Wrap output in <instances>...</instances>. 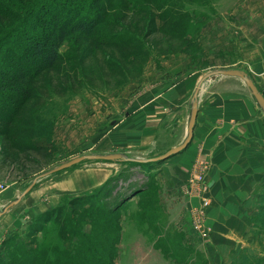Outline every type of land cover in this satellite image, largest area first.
<instances>
[{"label": "rangeland", "instance_id": "obj_1", "mask_svg": "<svg viewBox=\"0 0 264 264\" xmlns=\"http://www.w3.org/2000/svg\"><path fill=\"white\" fill-rule=\"evenodd\" d=\"M108 1V22L100 34L103 37L72 32L62 42L61 55L52 65L14 83L7 78L9 90L18 86L16 90L22 88L26 95L1 97L0 105L9 103L5 97L11 96L12 101L0 109V210L35 177L36 182L20 200L72 166L101 161L86 159L40 177L71 158L99 153L106 135L118 128L111 120H122L138 107L145 113L147 106L160 107L158 102L161 111L167 110L163 97L169 88L179 89L180 82L187 86L186 116L194 90L206 73L232 68L246 71L250 78L260 73L252 54L258 49L264 52V0ZM15 20L0 14V37ZM6 44L0 48L2 56L8 52ZM233 83L237 87L238 79ZM169 129L167 136L145 146L148 152L142 159L160 155L166 147L182 142L178 129ZM103 161L120 163L116 179L108 178L81 195L64 194L54 207L31 217L20 210L23 201L0 215V264H13L21 250L39 247L40 253L45 252L49 244L51 264H70L60 257L67 252L81 253L87 246L82 248V236L111 264L115 243L126 236L130 238L126 243H134L131 240L135 237L155 241L166 258L178 264H232L241 253L264 258V166L256 164L260 155L249 166L251 180L226 172L215 174L216 179L210 181L207 161L192 166L182 184L185 194L180 197L188 208L183 232L170 225V213L162 210V182L156 168L164 160L154 165ZM105 183V189L101 188ZM120 189L129 191L127 199L111 205V196ZM237 216L244 227L234 224ZM68 221L79 226V234L66 229ZM195 226H200L203 235ZM187 235L192 243L184 241ZM211 236L225 242V260L216 261V250L210 251L209 257L203 251ZM170 239L179 242L187 254L175 253Z\"/></svg>", "mask_w": 264, "mask_h": 264}, {"label": "crops", "instance_id": "obj_2", "mask_svg": "<svg viewBox=\"0 0 264 264\" xmlns=\"http://www.w3.org/2000/svg\"><path fill=\"white\" fill-rule=\"evenodd\" d=\"M252 55L256 60V71L260 73L256 78L252 76L251 78L264 95V65L262 63L264 52L258 49ZM237 79V87L232 86ZM219 82L222 85L218 84ZM186 87L183 82H180L179 89L169 88L163 97L164 106L168 105L167 110L161 111L162 104L158 102L161 112L158 108L147 106L144 113L141 110L143 108L138 107L136 112L130 115L127 112L122 120H111L110 123L118 125L120 130L117 131V128L115 132L108 133L101 142L98 152H120L130 158L142 159L148 152L145 146L156 142L164 134L167 136L172 126L178 129L180 140L184 139L189 115L185 116L186 111L183 110L187 97ZM197 98V115L190 142L183 153L164 159L160 167L156 168L159 180L162 182V189L159 190L163 203L162 210L170 213L168 214L169 223L179 232H183L188 223L187 204L180 197L185 194L182 184L187 179L192 166L198 165L197 163L202 160L207 161L210 168L208 170L210 181L216 179L215 174H226V172L237 173L238 179L251 180V175H248L251 170L249 166L255 164L257 155H260V162L257 161L256 164L264 166V112L243 80L236 76L211 77L201 84ZM180 142L166 148H171ZM245 166L248 167L245 168ZM120 168V163L116 161L103 160L72 166L57 174L50 183L34 188L24 200L19 201L24 203L20 206V210H24L28 217L34 216L54 207L64 194L76 196L90 192L108 178L115 176ZM50 193L54 194L50 195ZM174 197L179 199L174 200ZM175 204L176 206L173 207ZM234 219L237 228L244 227L245 223L240 216ZM183 239H186L185 242L192 243L188 235ZM126 240L130 238L126 236L115 243L112 259L114 264H178L173 262V259L166 258L162 250L156 246L155 241H150L146 237H135L131 240L134 243L130 241L126 243ZM128 245L131 246L128 247ZM203 248L208 257L210 251L216 250L219 255L216 261L219 262L225 260L224 256L228 254V251H225V242H220L213 236L209 237L207 246Z\"/></svg>", "mask_w": 264, "mask_h": 264}, {"label": "trees", "instance_id": "obj_3", "mask_svg": "<svg viewBox=\"0 0 264 264\" xmlns=\"http://www.w3.org/2000/svg\"><path fill=\"white\" fill-rule=\"evenodd\" d=\"M106 1V3H105ZM0 0V14L15 17L14 24L0 37V48L3 44L9 45L7 53L0 55V90L2 91L1 99L10 94L12 97L18 95L24 97L26 91L18 86L14 90L7 88L6 80L13 82L24 75L32 76L42 68L52 65L60 57V46L65 38L72 32L80 31L97 37L102 34L106 25L109 1L108 0ZM8 41V42H7ZM10 84V82H9ZM6 98L11 103L12 97ZM2 97V98H1ZM7 103V104H9ZM7 104L0 105V109H5ZM133 164H151L158 162L128 160ZM119 175V174H118ZM118 175L110 177L113 180ZM107 183L101 188L105 189ZM102 189V190H103ZM135 189V188H134ZM139 189V188H136ZM111 196L116 205L121 200L127 199L129 191L120 189ZM49 212V211H48ZM66 222V229L79 234L77 224ZM68 227H67V225ZM55 233V232H54ZM81 253L67 252L60 259L70 262V264H111L108 257H102L103 252L99 253L94 250L93 243L85 236H82ZM92 240V238H90ZM94 240V239H93ZM171 240L172 250L177 254H187L185 249L177 241ZM77 248V247H76ZM39 247L34 250L18 251L17 257L14 258L13 264H49L52 252V245L49 244L47 251L40 253ZM114 250V248H113ZM162 250V249H161ZM171 250V249H170ZM177 251V252H176ZM163 252V251H162ZM71 255H70V254ZM164 255L166 254L163 252ZM35 254V255H32ZM114 254V252H113ZM233 258V257H232ZM236 260L232 264H264V258L259 256L241 253L235 256ZM53 261V260H52ZM51 264V263H50Z\"/></svg>", "mask_w": 264, "mask_h": 264}, {"label": "water", "instance_id": "obj_4", "mask_svg": "<svg viewBox=\"0 0 264 264\" xmlns=\"http://www.w3.org/2000/svg\"><path fill=\"white\" fill-rule=\"evenodd\" d=\"M217 75H225V76H236L239 77L240 79L243 80V82L245 83L246 87L249 89L250 93L253 95L254 99L256 100V103L258 104V106L261 108V110L264 112V96L263 94L258 90V88L256 87V85L254 84L253 80L249 77V75L247 74L246 71L242 70V69H236V68H232V69H219V70H214V71H210L208 73H206L205 75L202 76V78L200 79L197 87L194 90V93L192 95L191 98V109H190V113H189V117H188V121H187V129H186V136L185 138L182 140L181 143H179L176 146H173L171 148H169L168 150H166L164 153L151 157V158H145V159H134V158H130L127 157L125 154L120 153V152H112V153H96V154H83L80 156H76L74 158H71L68 161H65L53 168H51L50 170L42 173L40 175V177L46 176L50 173H53L55 171L70 167L76 163H79L83 160L86 159H99V160H139V161H161L164 160L172 155L177 154L178 152H180L182 149H184L188 143L190 142L192 135H193V129H194V125H195V120H196V115H197V94L199 91V87L200 84L203 80L209 79L211 77H215ZM38 177H35L33 180H31V182L24 188V190L21 192V194H19L16 198L10 200L8 203H6L4 206H2L1 210H0V215L7 212L12 206H14L15 204H17L20 199L22 198V196H24L30 189L31 187L34 185V183L36 182Z\"/></svg>", "mask_w": 264, "mask_h": 264}, {"label": "built area", "instance_id": "obj_5", "mask_svg": "<svg viewBox=\"0 0 264 264\" xmlns=\"http://www.w3.org/2000/svg\"><path fill=\"white\" fill-rule=\"evenodd\" d=\"M197 227H198V228H197ZM195 228L198 229V230L200 231L201 235H203V234H202V230L200 229V226H195ZM204 231H205V230H204Z\"/></svg>", "mask_w": 264, "mask_h": 264}]
</instances>
